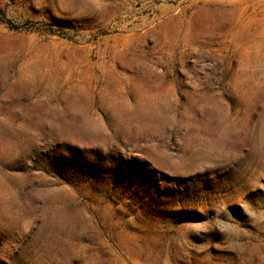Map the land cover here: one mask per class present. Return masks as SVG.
I'll return each mask as SVG.
<instances>
[{"label":"rangeland","instance_id":"1","mask_svg":"<svg viewBox=\"0 0 264 264\" xmlns=\"http://www.w3.org/2000/svg\"><path fill=\"white\" fill-rule=\"evenodd\" d=\"M0 264H264V0H0Z\"/></svg>","mask_w":264,"mask_h":264}]
</instances>
